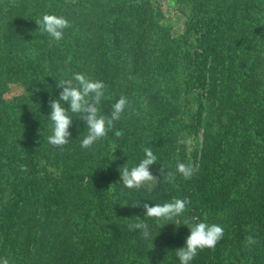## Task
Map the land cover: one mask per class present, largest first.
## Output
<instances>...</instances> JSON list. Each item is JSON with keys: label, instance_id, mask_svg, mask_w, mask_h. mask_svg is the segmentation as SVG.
Here are the masks:
<instances>
[{"label": "trees", "instance_id": "trees-1", "mask_svg": "<svg viewBox=\"0 0 264 264\" xmlns=\"http://www.w3.org/2000/svg\"><path fill=\"white\" fill-rule=\"evenodd\" d=\"M260 2L191 0L188 29L196 35L197 46L188 54L189 66L193 65L194 69L186 75L185 90L204 91L211 66L219 65L223 58L231 55L236 57L237 49L244 51V41L239 35L241 29L237 26L238 13L249 18V11H257ZM79 6L78 2L66 0H12L6 10L0 6V200L4 198L10 203L2 208L0 216L3 241L10 245L12 252L9 241L18 233L22 207L34 189H39L44 196L39 225L25 230L28 241L23 237L25 243L37 245L31 255V260L37 256L36 264H157L158 257L166 256L167 252L154 241L156 235L170 230L168 238L174 248L184 247L188 236L181 240L178 236L185 220L194 222V217L220 225L224 239L215 251L199 252L191 264H264V72L260 69L261 58L259 61L256 56L249 72L243 75L244 83L237 88L239 95L232 96L230 92L222 99L207 92L206 103L210 101V105L206 114L202 116L197 110L188 126L193 137L200 127L202 129L200 149L194 158L197 170L191 180L177 173L175 181L167 183L160 175L161 165L166 171L175 172L178 162L189 163L184 157L170 156L167 149L174 139L176 108L163 102L162 95L151 92V87L159 80L153 78L154 74L160 76V80L165 79L172 75L173 67L166 63L153 67L144 45L138 43L132 46L130 58L133 79L111 69L105 51H94L90 41L95 24L88 14L89 8L86 13H79L76 9ZM90 8H93L91 4ZM114 10L133 13L136 9L125 5ZM109 12L115 14L112 10ZM46 13L64 16L72 22L64 41L74 37L77 26L85 27L82 43H63L62 49L53 45L55 40L40 31L36 23ZM81 18L85 19L83 24H80ZM113 21L109 22L110 29L115 26ZM134 35L126 37L135 38ZM67 53L72 55L70 61H67ZM242 54L246 59L247 54ZM97 59L104 62L99 65ZM74 73H83L108 86L107 99L100 105L102 115L111 114V93L116 100L126 96L130 106L108 136L89 149L81 147L87 135L84 122L79 115L69 113L73 119L71 141L60 150L48 143L53 129L48 117L49 101L58 99L62 91L56 87L57 81L71 79ZM151 81H154L152 86ZM10 84L21 85L30 95L5 100L3 94ZM134 86L142 89L144 95L153 97L158 104L155 109L132 100L130 89ZM118 130L123 131L122 137L115 136ZM109 141L117 146L121 160L106 156L104 150ZM145 147H150L157 156V164L150 166L158 177L155 186L128 189L122 183L119 169L137 166L145 157ZM47 155H52L56 162L60 160L63 166L61 169L54 165L56 175L51 188L45 184ZM21 166H26L27 170L22 171ZM4 175H11L13 179L9 188L2 184ZM111 186L115 199L107 205L106 211L100 210L103 214L93 217L87 201L93 208L98 207L99 204L93 206V202L97 197L106 199L107 194L105 197L103 194ZM174 198L190 200L186 212L175 218L177 226L168 223L160 228L155 219L145 217L142 206L132 207L145 201L164 204ZM136 216L148 224L149 238H144L140 230H129ZM33 227L37 228V238H31ZM186 233L189 235L190 229ZM248 236L254 237L257 243L246 246ZM4 251L5 248L0 249V261L8 257V252ZM22 258L23 252L19 254V264L23 263Z\"/></svg>", "mask_w": 264, "mask_h": 264}, {"label": "rangeland", "instance_id": "rangeland-1", "mask_svg": "<svg viewBox=\"0 0 264 264\" xmlns=\"http://www.w3.org/2000/svg\"><path fill=\"white\" fill-rule=\"evenodd\" d=\"M71 3L78 2L80 4L77 11L79 13H86L89 8V15L92 18L93 25V35L91 40L93 42V48L95 50L105 51V58H108L111 69L119 70L123 75H127L129 79L132 77V67L130 58L132 56V46L138 43L144 45V50L147 52L148 61L153 67H158L159 65L166 63L168 67H173L172 75L165 76V79L160 80V76L154 74L153 78H159L151 87V92L154 95H162L163 102L167 104H172L177 110L178 120H173L175 125L173 126L174 139L173 142L168 144V150L171 152L170 156L178 155L184 157L189 163H192L195 167V155L200 149L202 129L201 127L197 131V135L193 137L190 132L189 124L191 119L195 116L197 110L200 114L205 115L208 109L209 103H206L207 92L216 94V96L222 99L226 98L228 93L232 92V96L237 94L239 84L244 83L243 75L249 72L253 61L256 60L258 56L260 62V69L264 72V0H261L259 4V9L257 11H249V15L246 18L244 13H238L237 26L240 27L239 35L244 41L242 49H237V56L231 55L229 58H223L222 62L217 66H211L210 71L207 72V83L204 91L195 89L192 92H188L184 88V81H186V75L189 74L190 69H194L193 65L190 68L188 54L193 51L197 46L196 35H194L189 29L188 24L191 17V0H66ZM12 0H0V6L2 10H6ZM90 4L93 8H90ZM132 5L136 9L133 13L127 11L123 13L122 11L115 12L114 8L119 6ZM135 6H139L136 8ZM138 9V10H137ZM109 10L115 12V14H110ZM250 10V8H249ZM246 18V20H245ZM112 20L115 22V26L109 27V22ZM85 22L84 18H81L80 24ZM236 26V28H237ZM85 27L77 26L73 31L74 37L66 41L64 39L60 42L54 41L57 47L62 49V44H81V38L84 36ZM109 30L106 32V30ZM135 34V38L126 37L129 34ZM80 39V41H79ZM247 54V58L243 59V54ZM252 55V57H251ZM67 61L71 60L72 55L67 53ZM98 64L101 65L104 62L103 59H97ZM94 64V63H93ZM209 66H207L208 68ZM209 69V68H208ZM206 70V69H205ZM121 76V77H122ZM119 77V78H121ZM264 77V73L262 74ZM154 79V80H155ZM154 81H151L150 86H152ZM264 85V80L263 83ZM262 85V86H263ZM148 85H145V87ZM260 86L262 89L263 87ZM147 88V87H146ZM111 92V91H110ZM132 100L139 103H147L146 107H153L154 109L158 104L154 102L153 97L144 95L142 89L136 86L130 89ZM260 92V91H259ZM30 95V92L23 88L19 84L8 85L7 91L3 94V98L7 101L17 99L20 96ZM172 96V97H168ZM116 98L113 93L110 94V105L112 106L116 102ZM217 102V101H216ZM166 109L168 106H165ZM135 108V107H132ZM207 108V109H206ZM131 109V107H130ZM128 108L125 110L127 111ZM172 130V129H171ZM173 132L169 131L168 133ZM106 156L112 160H121V153L117 149L115 143L109 141L106 143L104 150ZM52 156V155H51ZM51 156H46L47 163L45 164L44 170L48 173V179H46L45 184L48 187H53L54 177L56 175V168L54 165L63 169L60 165V160L56 162ZM112 164H108L110 166ZM109 169V168H108ZM60 169H58V172ZM67 171V170H65ZM150 171L155 175V172L150 168ZM68 172V171H67ZM112 172V170H111ZM116 172V171H115ZM113 170V173H115ZM45 173H42L44 176ZM119 175V174H118ZM120 176V175H119ZM3 186L4 188H9L13 183L11 175L3 176ZM156 180L152 182L151 187L155 186ZM41 188V187H39ZM114 187L111 186L106 195V199L97 197L96 201L93 202V206L98 205V207H92L89 201L88 209L89 213L93 217L103 214L102 211H106L107 205L110 204L115 199V193H113ZM119 192V190H118ZM91 195V193L89 194ZM98 196V195H97ZM116 196L118 193L116 192ZM9 198V197H8ZM44 198L42 192L39 189H34L31 195L28 197L26 205L22 207L23 216L17 223V235L13 236L9 243L12 245V252L10 250V245L3 241L0 235V249L5 248L8 252L7 260L9 264H19V254L23 252L24 258L21 264H36L35 260H31L32 250L37 247L28 241V237L24 232L31 229V226L36 225L41 215V204ZM83 198H81L82 200ZM82 204V201H80ZM10 205L9 201L2 198L0 200V216L3 215L2 208L8 207ZM100 206V207H99ZM83 210V209H82ZM102 210V211H100ZM3 219H0V224ZM176 224L178 221L175 220ZM32 228L31 238H37V228ZM26 230V231H25ZM181 233L178 239L188 236L189 228L185 225L184 229H181ZM160 235L157 234L154 241L162 245L165 248L166 256H159V261L157 264H176V259L179 261L176 255V249L174 245L171 244L168 233ZM25 235V236H24ZM244 245V244H243ZM4 251V252H5ZM13 252H15L13 254ZM238 256V254H237ZM236 264V262H233Z\"/></svg>", "mask_w": 264, "mask_h": 264}, {"label": "clouds", "instance_id": "clouds-1", "mask_svg": "<svg viewBox=\"0 0 264 264\" xmlns=\"http://www.w3.org/2000/svg\"><path fill=\"white\" fill-rule=\"evenodd\" d=\"M40 31L46 33L57 42L65 38L66 30L72 27V22L64 16L56 14H44L42 19L37 20ZM57 88L62 89L58 99L50 100L49 107L51 112L49 118L52 121V135L48 137V143L57 149L63 148L70 143L72 133L70 128L73 124L72 116L77 114L87 128V135L81 143L84 149L91 148L97 141L104 139L113 130L115 122H118L125 110L130 106V101L126 96H120L112 105L110 116L101 114L100 105L106 97L108 86L100 80H93L83 73H74L71 79H61L57 81ZM67 104L68 107L64 105ZM123 131H115L116 137H122ZM145 157L141 162L129 169L121 167V180L128 189H141L151 187L153 181L158 177L150 171V166L157 164V156L150 147L143 149ZM22 171H26V166H21ZM196 167L192 163L178 162L175 172L166 171L161 165L160 175L164 176L165 182L173 183L175 176L179 173L185 180H191L196 172ZM190 203L188 199L174 198L172 202L164 204H151L147 201L133 205L132 207L142 206L145 217L153 218L164 227L168 223H174L175 218L182 216ZM126 206V205H125ZM167 221V223H161ZM193 221L185 220L183 225L190 229V234L186 238L185 246L176 249V255L180 264H191L198 256L199 252L209 249L215 251L217 244L224 239V229L218 224H210L200 221L194 217ZM129 230H140L144 238L150 237L148 224L136 216V222L129 224ZM257 243L254 237L248 236L246 246ZM0 264H9L7 259L0 261Z\"/></svg>", "mask_w": 264, "mask_h": 264}]
</instances>
